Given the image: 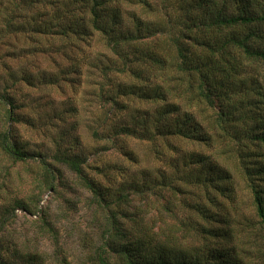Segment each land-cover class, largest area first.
Returning a JSON list of instances; mask_svg holds the SVG:
<instances>
[{"label":"trees","instance_id":"1","mask_svg":"<svg viewBox=\"0 0 264 264\" xmlns=\"http://www.w3.org/2000/svg\"><path fill=\"white\" fill-rule=\"evenodd\" d=\"M153 2L0 0V37L25 42L22 53L42 45L60 53L69 61L65 78L85 58L101 80V123L117 124L119 138L147 143L148 154L166 169L122 176L114 191L88 177V158L74 149L50 158L26 153L15 128L19 106L7 91L0 93L8 106L0 154L13 164L35 161L48 190L55 192L60 179L53 164L86 190L97 211V240L88 243L84 264H250L235 231L242 224L252 231L255 246L245 250L253 252L250 261L264 264V76L259 83L260 74L250 73L264 68V0ZM25 71L5 73L29 85ZM122 155L140 164L132 150ZM228 161L238 163L237 175ZM229 180L245 183L250 204L241 209L232 202L235 214L220 220L213 194L227 192ZM39 203L17 197L0 203V264L66 263L11 237L16 210L39 215L40 232L51 235L56 254L62 253ZM250 211L253 220L244 214Z\"/></svg>","mask_w":264,"mask_h":264},{"label":"rangeland","instance_id":"2","mask_svg":"<svg viewBox=\"0 0 264 264\" xmlns=\"http://www.w3.org/2000/svg\"><path fill=\"white\" fill-rule=\"evenodd\" d=\"M153 1L150 0V4L156 6ZM169 10L172 12L171 8ZM7 38L5 35L0 37V93L7 91L19 106L16 111L19 124H15V128L23 140L24 152L40 153L50 158L58 150L57 155L74 149L88 158V177L95 179L102 188L109 187L114 191L122 184V176L127 179L140 169H166L165 164L157 162L148 154L147 143L125 139L123 136L119 138L114 130L117 124L101 123L98 97L101 80L98 73L87 66L85 58L82 57L78 67L74 66L76 71L65 78L70 67L69 61L63 55L53 53L44 45L35 53L32 51L31 55L22 53V50L26 49V43L13 39L9 41ZM95 50L100 51L99 48L93 51ZM250 67L253 65L250 64ZM7 68L27 70L25 72L30 75V84H16L20 79L18 77L14 80L7 78ZM253 68L250 73L254 76L260 74V83L264 68ZM50 77L55 78L52 81L56 80V85L50 81ZM262 87L264 90V82ZM7 108L8 106L0 103V129L5 126L3 123ZM94 133L99 139L93 138ZM57 143H62L61 147ZM127 150H132L140 164H132L126 160L122 154ZM228 165L237 175L234 168L237 169L238 163L234 161L230 165L228 161ZM94 166L97 168H93ZM53 168L57 169L60 178L55 179V192L46 189L43 171L35 161L13 164L0 154V203L6 198L39 199L38 208L48 214L62 253L56 254L51 235H43L40 232L39 215L30 216L26 212L16 210L8 230L17 244L29 242L31 248L45 251L51 259L56 255L55 259L61 262L65 260V264H84L87 246L94 242H91L92 239L97 240V221L92 215L97 211L90 208L89 195L80 184H75L73 174L54 164ZM238 174L241 173L238 171ZM237 184L231 180L225 181L224 185L228 191L213 194L218 202L215 210L218 219L222 220L226 215L232 217L235 214L232 202L237 201L241 209L250 204L251 192L243 181ZM260 185L264 188V181L260 182ZM163 197L167 198L168 193L164 192ZM138 200L135 198L134 204L143 207L142 201L138 203ZM151 214H155V210L152 209ZM244 214L253 220L251 211ZM235 231L243 259L250 264L259 263L255 258L250 261L253 252L245 251L255 246L252 231L245 224L235 226ZM7 239L10 240L8 237Z\"/></svg>","mask_w":264,"mask_h":264}]
</instances>
